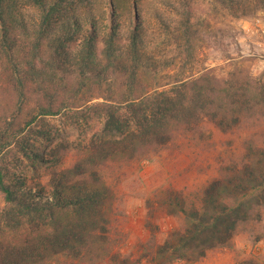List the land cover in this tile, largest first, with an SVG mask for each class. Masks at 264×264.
Returning a JSON list of instances; mask_svg holds the SVG:
<instances>
[{
    "label": "trees",
    "instance_id": "trees-1",
    "mask_svg": "<svg viewBox=\"0 0 264 264\" xmlns=\"http://www.w3.org/2000/svg\"><path fill=\"white\" fill-rule=\"evenodd\" d=\"M11 1L0 0V82L16 100L0 125V264L108 263L122 234L121 211L112 210L114 184L156 157L192 148L212 151L215 169L194 189L171 184L167 206L175 225L165 234L150 231L141 257L194 263L234 248L236 236L252 244L264 239V84L248 89L207 70L142 88L153 67L142 61L149 28L138 0L127 8L126 34L117 0H106L105 28L98 16L66 12L70 0H24L40 14L37 53L24 62L10 37L18 22ZM180 1L188 32L191 2ZM219 1L243 16L253 6L264 10V0ZM113 68L128 78L125 92L117 101L92 96ZM56 117L59 127L44 121ZM219 145L232 150L223 157Z\"/></svg>",
    "mask_w": 264,
    "mask_h": 264
},
{
    "label": "rangeland",
    "instance_id": "rangeland-1",
    "mask_svg": "<svg viewBox=\"0 0 264 264\" xmlns=\"http://www.w3.org/2000/svg\"><path fill=\"white\" fill-rule=\"evenodd\" d=\"M190 2L191 19L187 24L188 32H184L186 19L180 0H138L140 21L149 28L148 47L142 61L146 66L153 67L152 73L143 77L142 88L168 87L177 80L194 77L207 70L218 78L236 79L234 83L248 89L251 85L256 88L258 84L263 86L264 10L253 6L250 7L254 8L253 11H247V15L243 16L235 8L224 7L219 0ZM117 3L121 8L118 22L121 31L126 34L130 27L129 19L132 20L127 11L131 0H117ZM9 6L10 15L18 20L13 23L14 32L10 33V37L15 49L20 51V59L30 62L37 53L34 49L37 43L35 27L40 14L24 0H12ZM65 10L79 18L98 16L102 22L101 28L107 26L111 15L106 0H70ZM155 14L161 15L169 24L168 32L161 28ZM176 28H179L178 33L174 31ZM1 39L0 22V44ZM124 68L127 69V65ZM127 82L128 78L121 69L113 68L109 80L92 96L117 101L118 96L125 92ZM10 90L12 88L8 84L0 82V125L14 113L16 100L9 93ZM44 121L49 126L61 125V118L57 117ZM76 133L70 132L71 140L75 139ZM254 133L258 136L256 130ZM231 141V136L225 139L226 143ZM225 147L219 145L217 149L223 157L227 155L226 150H232ZM213 154L210 150L192 148L179 156L156 157L144 164L140 171L128 174L121 182L114 184L117 186L112 190L116 195L111 202L112 210L118 207L121 211L118 224L122 234L113 259L105 264H152L141 257L150 231L165 234L175 225L167 206L169 187L171 184H176L178 188L188 186L189 189L199 186L215 169ZM188 166L191 171L174 177ZM39 171L42 172L41 169ZM39 181H47L44 174L40 173ZM174 264H264V239L252 244L239 235L234 238V248L208 252L198 262L178 261Z\"/></svg>",
    "mask_w": 264,
    "mask_h": 264
}]
</instances>
